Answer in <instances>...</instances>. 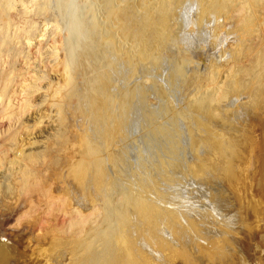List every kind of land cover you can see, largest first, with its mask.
I'll use <instances>...</instances> for the list:
<instances>
[{"label": "bare ground", "instance_id": "1", "mask_svg": "<svg viewBox=\"0 0 264 264\" xmlns=\"http://www.w3.org/2000/svg\"><path fill=\"white\" fill-rule=\"evenodd\" d=\"M199 1H201V3L203 4L204 7H202V11L203 10L204 12L206 11L207 12L205 13L206 15L208 14L213 17H216V19L218 18L217 24L216 25L214 24L213 27L210 29V31L212 30L210 35L213 33L216 34L217 38H219L221 42L223 39H225L226 41V39L228 38V43L227 41L225 43V44H228V48L225 49L227 50V55H226L227 57L225 56V58L227 59V62H224L226 64L220 61V56H217L219 58L218 59L214 58L215 60L214 59H213L214 61L212 60L213 63L210 64L211 66L209 65L210 70L207 67H205L209 70V72L206 71L208 72L206 78L205 79L203 78L204 80L202 81V83L198 84L199 87L197 90V94L195 93L196 95L193 96V102L189 105V109H190L189 114L187 113V117L189 118V120L192 117L193 121L195 122L194 123L195 132L192 131V133L190 132V130H188V127H186L187 120L184 117L185 114L181 115L179 113L181 116L178 115L179 117H176V119L172 118L173 120L169 122V123H172L173 121L172 125H169V123L168 125L167 123H165L166 125L165 124L162 125L165 112L169 113L170 115L173 114V113H170V110L174 108L172 105L174 103L172 102L173 96H171L172 94L174 95V93L170 95L171 93L170 90L169 92H167L168 94L166 93V91L168 90L166 91L162 90L164 92H161L163 96L165 93L168 99L165 98L166 100L165 101L166 104L164 107L165 110H162V111L159 110L160 112H156L152 110L151 107H149L150 105L145 106L146 103L142 102L144 98L141 100L140 97H138L140 95H143L141 93L144 92V90L142 91L141 89H139L140 88L139 85L141 84V82H143L142 79H144V81L148 82L149 84L151 82H154L155 84V81L153 80L155 76L158 77L157 79H159L160 77L164 78L167 69L170 68V67L168 68L169 64H165V63H164L165 65L163 68H159V66H156L155 64L156 60H159L160 57H161V61H162V57L167 58L168 54L166 53H173L172 55H175V56L180 55L181 52L179 54L177 50L179 51L182 50L183 52L184 49L182 48V45H184L185 43H186L185 47L186 48L189 47L187 46V42L182 44V41L177 40V38H176L177 46L180 49L176 47L174 51L169 52L168 51L169 49H167L163 54L162 52L160 54H157L156 52L159 53L160 51L155 50L154 52V50L153 51L151 50L152 47L151 49L148 48V49H144L145 51H142L144 43H146V41L148 40L147 38H149L147 37L148 36L147 34H146L147 36L143 35L146 37V39L145 37L144 38L142 37L140 39V44H143V45L141 46L139 44L140 48L138 46L137 47L138 51H136L138 52V54L136 55L139 57V60H137L139 63L137 64V67L135 68V70L137 69L135 73L137 71L138 73L136 74L134 73L132 75L133 77L134 75L136 76L139 74L138 76H141L140 78H142L141 79L142 81L140 82L137 81L138 86L136 87L135 85L136 88L129 87L127 89L129 90V92H126V94L130 93L128 94L127 97L131 99V105L127 106L129 107L128 108L129 111H126L127 115L125 113L126 118L123 119V105H121L119 109H115L114 101H116V99H118L119 97H123V60H124L123 57L127 55V53H124L123 55V45L119 41L118 42L115 41L112 37L113 35L114 36L116 35V32L117 30H119V28L117 25L118 23L117 21L113 22L107 18L108 11L110 8L107 0H104V4H103V8H104L106 18H107L106 20L107 28L106 29L108 31L106 32H109L111 39L114 40V41L110 40V43L111 41L115 43V45L113 44L114 50L111 52V57L113 58V60L110 62V68L113 67L114 70L110 73L109 77L108 75L101 74L100 77L95 78L94 73L92 72V69L90 67L77 63L79 61H76L77 60L76 57L74 59V56H72V52L70 51V56L68 59H66L63 62L57 61L51 67V73L53 74L55 78L51 79L50 83L46 85L50 91L45 92L44 86L41 84L38 78H36L38 71L44 67L42 64L40 63L38 64L36 63L32 65L22 64V65L17 66L15 62L4 61L2 60V57H0V204L1 205L3 203V199H5V201L8 202L10 205L13 204L14 200H16L17 202L18 198L21 196L22 193L30 191L31 186L40 185L41 189L44 188V191L47 190L46 193H48L49 190H51V193H53L52 187H54V184L57 183L59 184L60 190L58 192L57 191L55 192L56 194L55 199L58 201V203L62 204L61 210L64 211V213L69 217V220H70L69 227H66L64 229L66 230V232L60 233V234H63L68 237L69 235L73 234L77 238L78 237L77 235L81 237L80 234H84L85 230H87L88 228H93L99 223H103L106 221H115V222H118L120 226L125 227L126 230L129 229L130 231H132V228L136 229L137 227H139L140 231L146 234L148 238L150 239V243H148L149 248L150 247L153 248L152 245L154 244H156V246H158L159 249L160 247L161 248L164 247L162 249V252L159 250L161 253H163L162 256L160 257L162 259L159 263L162 262L163 264H180V263L181 264H213L215 262V261H212L210 257H208L207 253H206L207 255L206 256L200 253V250L199 252L195 251L194 248L191 251L190 249H188L189 251H187V245L185 246V244L187 243L186 239L188 238L186 235H189L190 234L189 232H191V229L192 230L194 229L193 223L196 221V218L194 215L195 214L201 215L202 213H204L203 211L198 210L196 208H192L191 206L187 204H180L179 208L176 207L177 208L176 210L175 208H173L174 204H172L174 201L173 202L170 201V200H173L171 198V193H169V197H166L165 195L168 192L166 193L164 192L165 198H163V195L160 196L162 199L166 200L165 202L163 201L160 202L159 200H156L154 203H148L146 200H144V198H140L139 193H135V196H131V202L133 204L131 205V208L129 210L133 211L136 205V201L138 199H142L143 203L139 207H135L137 208V211H140L141 213L135 215L134 223L127 224L126 221L123 222V200L118 205H113L111 202V195L113 193L121 192L120 195H123V171H124L123 161L125 162V164L127 163L128 165V166L126 165L128 168V172H138L139 175H142V176L144 173L140 174L141 172H145L146 174L147 172L148 173L152 172L151 176H149L148 178L146 177L147 179H145L146 181L144 183L143 181H142V184L139 182L140 186L142 185L141 187L139 186V184L137 185L134 182L135 183L134 185H137L140 187L141 190H146L148 192L152 191V187L154 188L153 183L156 182L157 179L159 180L162 174L165 172H187L188 174L189 172L191 173L193 172L191 174V177L190 176L189 177L191 179H194V177H192L194 174V176L199 177V178H196V177L195 178L200 179V180H202V177L203 178L208 177V176H203V174H201L200 172H215L216 174H218V177H222V178H225L226 174H228V176L230 177L234 176V173L236 172L235 163L237 162L240 154H238L239 142L236 140L235 137L238 138L239 136L242 137V134L244 135L241 129V126L243 125L242 123H240L242 122L244 110H241L239 107H237L233 109L237 111L231 110V112H229L227 111V109L223 107L224 110L229 112V113H226V111L223 112L220 110L222 109L221 108L222 106H220L219 107L220 112L226 113V119H225L224 117L225 114L221 116L222 113L220 115L218 108H216L217 105L215 104V98H213L212 95H214V92H215L214 90L216 88V85L218 84L216 82L217 77L220 75L221 71L224 70L223 73L227 75L228 82L227 84L225 83V85H227L226 86L227 88L224 87L223 85L220 88L221 90L223 89L222 87H224L226 88V91L228 89V92L229 91L232 92V94H234L235 96H236L237 90L238 89L241 90L246 97V103H245L246 107L248 106L249 108H252V109H255L258 107L260 109L262 104L264 105L263 103L264 102V51H261L260 49L254 52V49L250 48V42L252 43L253 36L259 35L256 37L264 38V25H259L256 22L248 21L247 23H244L243 25L244 27H241V25L237 26L236 20H235V16L238 14L239 15L241 14L242 20L250 18L252 13L256 10L254 6L255 0H194L193 2L195 3L193 2L188 3L187 0H142V2H139L141 5L140 7H138V13H137L138 17L136 16L135 17L140 19L139 21H142L144 28H145L144 30H146L147 28H148L147 30H149L150 27L152 29V27L155 25L158 26L157 27V29L159 28L158 30L155 29L154 27V29L158 31L157 34L155 33V31L152 33V30H149L153 34V36L155 33L156 37L158 35L159 37H161V34H162L161 32H163L166 36L170 35L169 37H175L176 36L175 34H177L181 28L183 29L184 25L188 24L187 12L191 9L196 8L194 5L198 3ZM124 2L125 3L127 2V5L132 3L131 0L130 1L126 0ZM52 7L60 8L59 0H45L44 1L43 8H52ZM127 11L129 12V14L132 13L133 10H131V4L129 5V9ZM202 14L204 13L202 12ZM206 15L204 16L207 17ZM194 23H197V22H194ZM193 29H195V27ZM181 30L180 32L182 34ZM102 32L104 33V31ZM146 32H144V34ZM107 37L109 36L107 35L106 38ZM156 37L155 39L157 41H155L154 44L157 43L158 41H161V44L163 45L164 43L168 44L166 43L167 41L165 40L166 39L165 36L163 37L162 35L164 40H162V37H161V40L159 38L157 39ZM190 38L193 39V37H190ZM0 39L1 40L8 39V31L6 28L0 27ZM219 39L217 40L219 41ZM186 41L189 42V40L187 39ZM192 43L193 42H191V44L188 43V45H192ZM145 45H147V43ZM217 45H215V47H217ZM148 46L150 45L148 44ZM207 46H209V44ZM218 47L220 46L218 45ZM140 49H141L142 54L140 53ZM210 49L208 48V51H210ZM129 51H134V50L132 49ZM197 51L199 53V50L196 49V52ZM210 53L211 51L209 52V54ZM216 53H217V50H216ZM216 53H214V55ZM157 55H160V56L157 57ZM132 56L130 58L132 59L136 58ZM207 57L209 58V56ZM171 59L174 62L176 61V60H173V58ZM169 61L170 59L167 62ZM177 62L180 63L179 61ZM125 65L128 66V64H125ZM130 65L133 66L132 63ZM173 65L174 67L176 66L175 68H178L177 65L175 64ZM172 68L173 67H171V71H172ZM181 71L183 72V70ZM130 73H132V71ZM174 78H176L175 75L174 77L170 78L171 79L170 84H169L170 86L172 85L171 82L172 81L174 82ZM144 84L142 83V85ZM149 84H147V86ZM186 84L187 83H185V86ZM155 85L157 86V89H154L156 88ZM155 85L152 84V86L153 87L155 86V87L149 90L150 95H153L152 92L155 93V90H157L158 92L160 89H162L165 86V83H164V86L160 85V87L162 86L160 89L158 88L157 84ZM173 88L175 89V87ZM173 88L171 89V91L174 90ZM181 88L176 90L177 95H178V92H181L179 91L181 90ZM145 90L147 94L148 90L147 89ZM224 90H222L223 93H224ZM217 91L219 90H216V92ZM173 92H175V90ZM180 94L182 96V93ZM181 96L180 97L177 96L179 97L178 98L179 100ZM233 97L232 99L235 98ZM181 100L184 101L186 99L181 98ZM45 106L51 107V112L48 110L43 111ZM226 108H229L230 110V107H226ZM66 109L69 111L70 113L69 115H71L70 119L74 117V121L73 122L71 121L74 130L76 131L78 135H81L84 138L83 141L85 143V146H83V148L85 147L84 148L85 157L83 159H79L78 157L79 156L78 147H79L80 141L82 140L76 137L77 134L73 133L74 131H72L70 127L58 124V125L53 126L51 130H49L48 126H45V120L46 122L48 120H51L52 114H54V116L57 118L58 120L57 122L60 123L62 120V116L67 115V114H64V110ZM128 109L126 108L125 110H128ZM183 112H186V111H183ZM219 115L221 117H219ZM228 117H229V121H227V123L229 122V124L226 127L225 131L224 130H222L221 132L218 131L219 133L215 131L216 126L214 125H216L217 123L218 125L219 124L221 125V123H219V118L220 119L222 118L226 121L228 120ZM183 118L185 119L184 121L186 122L182 121ZM222 122L225 123L223 120ZM212 126L214 129L211 128ZM210 128L213 129L215 132H212ZM145 129H147L146 130L147 133H145L144 135H140V133ZM202 133L204 136L203 139H202ZM205 134H207L208 136H211L209 137V140L213 139V146L210 144L212 150L209 149V151L213 152L212 163H211L212 166L211 167L209 166L208 167L209 169L206 168L203 164V160H206V158L205 159H203L204 157L202 158V155L204 152L208 153L207 151L208 148L205 149L203 147L206 151H203L202 155H201L202 151L198 150L199 149L198 147H200V141L202 140L201 142H204V138L205 140L207 138L205 137ZM33 145H38L39 148H41V150L39 151L35 150L33 152H28L30 148L34 147ZM194 147L195 149L197 147V151L191 150V148L194 149ZM241 150L242 148H239V151ZM210 159L211 158H209L208 160ZM180 160L181 162L182 160H184V162H182L183 163L182 165L180 163ZM193 160L195 162H193ZM191 162L193 165L192 168H190ZM208 165L210 164L207 163L206 166ZM124 169L125 171H127L126 167H124ZM114 170H117V172H113ZM196 172H198L202 177L200 178L199 174H198L199 176H197ZM128 174L133 175V173H128ZM139 175H137V177ZM187 175H184L185 176L184 177L182 174L184 178H186ZM210 175L212 174L210 173ZM129 177L131 176H128V178ZM177 177H180V175ZM177 177L173 178L174 179V182H173V179L171 176V180L173 183L168 179L171 182V184L165 185L167 189L171 190L172 192H176V191L178 192L180 189L179 182L177 183L175 180L177 179L180 180L181 178L179 179ZM166 181H163V182H166ZM196 181H199V180H196ZM207 181H209V179H207ZM159 182L160 181H158V183ZM161 182H162V179H161ZM161 182L159 184L162 185ZM191 183H193V181ZM155 184L159 186V184L157 183ZM184 184H185V181L183 185ZM198 185L201 186L200 183ZM162 186L163 188L165 187L164 185ZM194 188H193V192L195 190ZM203 188L204 187H202L200 190L203 191L202 190ZM165 189H162V190H165ZM183 189L185 190L186 188L183 187ZM183 189L181 191H183ZM188 189H191V188H188ZM190 191L192 192V189ZM227 192L228 194H225L227 197L225 198V201H224L225 203L223 204V206L227 211L234 213V208H232L233 204L231 203V199L229 197V194L231 192L230 190H228ZM156 193L159 194L160 192L157 191ZM181 193L178 192L179 195H181ZM189 194L188 195L182 194L181 197H184L185 199V196L190 197ZM200 194H202V192L201 193L199 192V195ZM192 195L193 194H191V196ZM174 196H176V194ZM191 200H193V197ZM179 203H182V202L180 201ZM175 205H178V201H177V204L175 203ZM1 209L2 208L0 207V210ZM211 210H214V209L211 208ZM58 212H62V211H58ZM186 212L189 213V214H186L187 216L185 215ZM188 215L189 217L194 216L193 219L191 218L192 220L190 221L191 223H189L190 218L188 217ZM223 220H224V216H223ZM200 221L202 220L200 219ZM211 222H214V221H211ZM165 230H171L172 234L171 232L169 234L172 235V238L167 237L168 235L167 236L164 235ZM48 232H50V230ZM194 233H197V232L194 230ZM226 235L227 234H225L224 236ZM189 237L191 236L189 235ZM46 238L53 240L52 243L48 244L47 247L44 249V257L45 255L49 256V259L51 262L49 264H92L90 260V256H89V259H83L82 261H79V263H76V261H74L72 257V254H70L69 252L58 250L60 248L59 247L60 245L58 247H56L55 245L57 243L62 242L63 241L62 239H65L61 235L55 236V234L54 235L52 234L50 236H46ZM165 238L167 239L169 238V241ZM59 239L60 241L58 242L57 240ZM184 239L186 242L185 244L183 243ZM7 241H10V240H7ZM56 241L57 243L54 244ZM151 241L153 242V244L151 243ZM0 242L2 243V241ZM144 242L146 243V241ZM162 242H165L166 244L163 246ZM140 243L139 244L137 243L138 247ZM181 243H183L184 244L183 246L186 247L185 249L186 251L181 247ZM71 246H72V243H71ZM120 246H121V243H120ZM142 246H144V243L142 244ZM148 247L145 246L144 248L147 249ZM192 247L193 246H191V249ZM5 248L6 246H4L3 244H0V264L8 263L5 261V259H7ZM135 248H137V246ZM241 249L243 248L241 247ZM136 250H139V249H136ZM147 252L149 253L150 251L148 250ZM154 253H156V251ZM7 256H9V254ZM155 256L156 257L154 258H157V255ZM218 257L219 256H217V258ZM45 259H47V257L44 258V261L46 262ZM121 260H123V258H121L120 261ZM149 261H147L146 263H148ZM152 262L153 260L151 261V263Z\"/></svg>", "mask_w": 264, "mask_h": 264}, {"label": "rangeland", "instance_id": "2", "mask_svg": "<svg viewBox=\"0 0 264 264\" xmlns=\"http://www.w3.org/2000/svg\"><path fill=\"white\" fill-rule=\"evenodd\" d=\"M44 1L45 0H0V27L6 28L8 31V39H5V40L0 39V54H1L0 57H2V60L8 61V62L13 61V62H15V64L17 66L22 65V64H31V65L36 64V63L42 64L44 67L38 71L36 78H38V80L44 86L45 92H49L50 90L47 88L46 85L48 83H50L51 79L55 78L53 76V74L51 73V67L57 61L63 62L66 59H68L70 56V51L72 52V56H74V59L76 57L77 58L76 61H79L77 63L82 64V65L87 66V67H90L92 69V72L94 73L95 78L100 77L101 74L108 75V77H109L110 73L114 70L113 67L110 68V62L113 60V58L111 57V52L114 50V45H115V43H113L112 41L110 43V40L114 39L115 41H117V42L119 41L123 45V55H124V53H127V55H129V56L125 55L123 57L124 58V60H123V97H119L118 99H116V101H114L115 102V109H119L121 107V105H123V119L126 118V115H127L126 111H129V109H128L129 107H127V106L131 105V99L129 97H127L128 94H130V93L126 94V92H129V90H127V89L129 87H135V85L137 87L138 86L137 81L140 82L143 80V82H141V84L139 85V87H140L139 89H141L142 91L144 90V92L141 93V91H140V93L143 95L139 94L140 96H138V97H140L141 100L144 98L142 102L146 103L145 106L150 105L149 107H151V109L156 111V112H160L162 110H165L164 109L165 104H166L165 98H167V95L164 93V96H163V94L161 92H164V91H162V90H165V91L168 90V91H166V93L169 92V90H170V92H171L170 95L172 93H174V95H175V96L173 94L171 95V96H173L172 102H174V103L172 105L174 108H172L170 110V113H173V114L170 115L169 113L165 112V116L163 117L162 125H164L165 123H167V125H168V123L171 122V120L176 119V117H179V116L185 114L184 117L187 120V122L184 121L185 120L184 118L182 121L186 122V124H187L186 127H188V130H190L191 133H192V131L195 132V130H194V127H195L194 123L195 122L193 121V118L191 117V119L189 120V118L187 117V113L189 114V110H190L189 105L193 102V96L197 94V90L199 87L198 84H201L202 81L206 78V76L210 70L209 65L213 63L212 60L214 58L218 59L219 57H217V56H220L221 62H223V63L227 62V59L225 58V56L227 55V50H225V49L228 48V44H225L226 41L228 43V38L226 39V41H225V39H223L221 42V40L219 38H217L216 34L213 33L210 35V33L212 31V30L210 31V29L213 27L214 24L215 25L217 24L218 18L216 19V17H213V16L208 15V14L206 15L205 13H207V12L206 11L204 12V10L202 11V7H204V6L201 3V1H199L198 3H196L194 5L196 8L189 10L188 11L189 13L187 12L188 24L184 25L183 29L181 28L182 30L180 29L182 31V34H181L180 30L177 34H175L176 35L175 37H169L170 35L166 36L163 32H161L162 34L159 33V34H161V37H162V35H163V37L164 36L166 37L165 40L167 42L166 41L165 42L168 44L164 43V45L161 44V41L157 42L160 45L157 43L154 44V42L157 41L155 39V37H156V34L158 33V31H156L155 29H157L158 26L155 25L152 27V29H151V27L149 28V30H152V33L155 31L156 34L154 33V36H153V34L149 30H147L148 28L146 29L147 32H146V30H144L145 28H144L142 21H139L140 19L136 18V17H138V14H137L138 13V7H140V5H141L139 2H142V0H131V2H132V3H130L131 4V10H133L131 14H129V12L127 11L129 9L130 4L127 5V2L126 3L124 2L126 0H124V1L123 0H107L109 3V6H110L107 18L113 22L117 21L118 22L117 25L119 28V30H117V32L115 31L116 35L112 36L113 39H111L109 32H106L108 30L106 29L107 28V24H106L107 18H106V14H105V11L103 8L104 0H59L60 8H55V7L43 8ZM187 1H188V3H192L194 0H187ZM193 3H195V2H193ZM254 6H255L256 10L252 13V15L250 17L251 19L247 18L245 20H242L241 14L240 15L238 14L235 16L237 26L241 25V27H244L243 26L244 23H247L248 21L256 22L259 25H264V0H255ZM202 12L204 14H202ZM204 15H206L208 18L205 17ZM189 17H190V19H189ZM195 17H197V18H195ZM194 22H197V23H194ZM202 22H204V23H202ZM196 26H198V27H196ZM154 27H155V29H154ZM192 27L193 28L195 27V29H193ZM102 31H104V33ZM144 32H146V33L144 34ZM107 35L109 37L106 38ZM143 35H145L149 38H147L148 42L146 41L147 45H145L146 44V43H144L145 41L143 42L144 46H143V49L141 47L142 51H145L144 49H148V48L151 49V47H152V49H151L152 51L153 50H154V52H155V50L160 51L159 53L156 52L157 54H160L161 52L163 54L167 49H169L168 51L171 52V51H174V49H176V47L179 48L177 46V40H181L182 44L187 42V46H189L188 48H186L185 47L186 43L184 45H182V48L185 51L183 50V52H182V50L181 51L177 50L179 52V54L181 52L180 55L175 56V55H172L173 53H166V54H168L167 58L162 57V61H161V57H160L159 60H156L155 64H156V66H159V68H163L165 64H169L168 68L169 67L170 68L167 69L168 72L166 71L164 78L160 77L159 79H157L158 77L155 76L156 79L155 78L153 79L155 81V84L158 85L159 89L162 86H164V83H165V86H164L165 88L163 87L162 89H160L161 91L159 90L158 91L159 93L157 92V90H155V93L152 92L153 95H150L149 90H151V88L153 89L156 86L154 84V82H151L153 85H155L153 87L151 83H150L151 84L150 85L148 82L144 81V79L140 78L141 76H138L139 74L136 76L134 75L132 77V75L137 70V69L135 70V68L137 67V64L139 63L137 61V60H139V57L136 55V54H138V52H136V51H138V48H137L138 46L140 48V45L141 46L143 45V44H140V39L142 37L143 38L145 37ZM208 35H210V36H208ZM256 36H259V35L253 36V41H252V43L250 42V48H253L254 52H256L260 49H261V51H264V46H263L264 45V38L256 37ZM161 37H159V35H158L156 38L157 39L159 38L161 40ZM163 37H162V40H164ZM190 37H193V39H191ZM176 38H177V40H176ZM185 38L187 40H189V42L186 41ZM145 39H146V37H145ZM217 39H219V41ZM106 41L109 43H107ZM190 41L193 42L192 45H188V43L191 44ZM162 43H163V41H162ZM148 44L150 46H148ZM208 44H209V46H207ZM214 44L215 45L218 44L220 47H218V45H217V47H215ZM223 46H225V47H223ZM110 48H111V50H110ZM155 48H157V49H155ZM195 48L197 50H199V53H198V51L196 52ZM206 48H207V50H206ZM208 48L209 49L211 48L210 54H209L210 51H208ZM132 49L135 52L129 51ZM141 49H140V53H141ZM158 49H160V50H158ZM216 50H217V53H216ZM220 50H221V52H220ZM206 51H208V52H206ZM225 51H226V53H225ZM195 52H196V54H195ZM185 53L188 55H186ZM214 53H216V54L214 55ZM218 54H220V55H218ZM132 55L136 58H133V59L130 58ZM158 56H160V55H157V57ZM207 56H209V58ZM170 57L176 61L175 62L172 61V59ZM168 58L170 59L171 62L170 61L167 62L169 60ZM223 58H225L226 61ZM60 60H62V61H60ZM135 61H137V62H135ZM177 61H179L180 63H178ZM172 62H174V63H172ZM131 63L133 66L130 65ZM125 64H128V66ZM134 64H135V66H134ZM173 64L177 65L178 68H175L176 66L174 67ZM224 64H226V63H224ZM179 65L181 68L179 67ZM190 66H192V67H190ZM171 67H173L172 71H171ZM205 67H207L209 70ZM199 68H201L202 70ZM130 70L132 71V73H130L131 72ZM181 70H183V72ZM179 71H181V72H179ZM206 71H208V72H206ZM223 71L224 70H222L220 75L217 77L216 82L218 84L216 83L217 85H216V88L214 90L215 92L213 91L214 95H212L213 98H215V104L218 106V107L216 106V108H218L219 112H220V110L223 112L226 111L223 109V107L225 109H227V111H229V112H231V110H233L234 108H237V107H239L241 110H244L242 122H240L243 125V126H241V129H242V131H243L242 133H244V135L242 134V137L239 136L238 138L235 137L236 140L239 142L238 154H240V155L238 157L237 162L235 163L236 172L234 173V176L230 177V176H228V174H226V177L222 178V177H218V174H216L215 172H200L201 174H203V176H208V177L203 178L198 172H196V175L197 176L200 175V178L202 177V180L196 179L199 177H196L193 174L192 177H194V179H195L194 180V179L190 178L191 174L193 172L192 173L189 172V174L187 172H165L162 174V176L159 180L157 179L156 182L153 183L154 188L152 187V191L148 192L146 190L140 189V187L142 186V185L140 186V183L142 184V181L144 183L146 181L145 179H147L149 176H151L152 172H149L150 174L147 172V174H149V175H147L145 172H141L140 174H143V173L145 174V175L143 174L144 177L142 175H139L138 172H128V168H127L128 165H127V163L125 164V162L123 161V163H124L123 164V170H124L123 171V195H120L121 192L113 193L111 195V202L113 205H118L123 200V222L126 221L127 224H129V223H134L135 222V220H134L135 215L141 213L140 211H137V208H135V207H139L143 203L142 199H138L136 201V205H135L133 211L129 210L131 208V205L133 204L131 202V196H135V193H139L140 198H144V200H146L148 203H154L156 200H159L160 202H162V201L165 202L166 200L162 199L160 196L163 195V198H165L164 197L165 195H166V197H169V193H171V198L173 200H170V201H172V202L174 201L176 204L178 201V205H175L174 202L172 203L175 206V207L173 206V208H175L176 210H177L176 207L179 208L180 204H187V205L191 206L192 208H196V209L204 212L201 215H198V214L194 215L196 218V221L193 220V221H195L193 223L194 229L193 230L191 229V232H189L190 234L187 233L191 237H189V235H186L188 237L186 239V242L187 243L189 242L190 244L189 243L187 244L185 242V239L183 242L184 244L186 243L185 246L187 245V251H189L188 249H190V251H191L194 248L195 251L199 252V250H200V253H202L204 255H206V253H207L208 257H210V259L212 261L216 262V263L214 262L213 264H264V262H263L264 261V105L262 104L260 109L258 107L255 109L249 108L248 106L246 107L245 106L246 97L241 90H239V89L237 90L236 96L234 94H232V92H230V91L228 92V89L226 91L227 85H225V83L227 84L228 77L225 73H223ZM136 73H138V71ZM222 73H223V75H222ZM174 75L176 78H174V82L172 81L171 82L172 85L170 86L169 85L170 80H171L170 78L174 77ZM16 79H17V77H16ZM187 79H188V81H187ZM190 81H191V83H190ZM144 82H145V84H144ZM184 82L187 83L186 86H185ZM142 83L144 85H142ZM194 83L195 84L197 83V84L195 85ZM147 84H149L150 86L149 85L147 86ZM160 85H162V86L160 87ZM219 85H220V87H219ZM223 85H224V87H226V88L222 87L223 88L222 90L225 89L224 93L220 89L221 86H223ZM173 87H175V89ZM238 87H239V85H238ZM144 88L148 90L147 94H146V92H145L146 90ZM172 88L175 90V92H173L174 90L171 91ZM180 88H181V90H179V91H181V92H178V95H177L176 90H178ZM154 89H157V86ZM216 90H219V91L216 92ZM180 93H182L183 97L181 96ZM226 93H227V95H226ZM145 95H146V97H145ZM165 95H166V97H165ZM176 95L179 97L181 96V98L186 99V100L182 101L180 98V100H181L180 101L178 99L179 97H177ZM185 97H187L188 100ZM232 97L234 99H232ZM154 98H155V100H154ZM129 101H130V103H129ZM180 103H181V105H180ZM228 105H230V106H228ZM220 106H222L221 107L222 109L219 108ZM226 107H230V110H229V108H226ZM126 108L128 110H125ZM47 110L51 112V107L45 106L43 111H47ZM183 111H186V112H183ZM227 111H226V113H229ZM233 111H237V110H233ZM125 113H126V115H125ZM221 113L222 112H220V115H221ZM226 113H222V115H221V116H223V114H225V116H224L225 119H226ZM64 114H67V115L62 116V120L60 123L57 122L58 121L57 118L54 116V114H52L51 120H48L47 122L45 120V126H48L49 130H51L53 126L61 124L63 126L70 127L71 130L74 131L73 133L77 134L73 128L72 123H71V121L72 122L74 121V117H72L70 119L71 115H69L70 113L67 109L64 110ZM220 115H219V117H221ZM224 117H222V118H224ZM221 119L219 118V123H221V125L220 124L218 125V123L216 125H214V126H216L215 128L218 129V130L215 129V131H217V132L218 131L221 132L222 130L225 131L226 127L229 124V122L227 123V121H229V117H228V120H226V121L224 119H222L225 123H223ZM172 124H173V121H172V123H169V125H172ZM211 128H213V126ZM213 129H211L212 132H215ZM146 130L147 129L143 130L142 131L143 133L141 132L140 135H144L145 133H147ZM76 137L80 138L82 141L84 140L83 136H81V135L77 134ZM203 137L204 136L202 133V139H203ZM205 137H207V138H206V140L204 138V142H201L202 140L200 141V147H198L199 148L198 150L202 151L201 152V155H202L203 151H206L205 149L208 148V150H207L208 153L204 152L202 155V158L204 157L203 159L206 158V160L202 159L203 164L206 168H208L209 166L210 167L212 166L211 163H212L213 152L209 151V149L212 150L211 145L213 146V139L211 138L212 140H209V137H211V136H208L207 134H205ZM82 141H80L79 147H78L79 159H83L85 157V151H84L85 147L83 148V146H85V143H84V141L82 143ZM210 142H212V143H210ZM204 144H205V146H204ZM33 146L34 147L30 148L28 150V152H33L35 150H37V151L41 150V148H39L38 145H33ZM239 148H242V150L239 151ZM194 149H195V147H194ZM194 149L191 148L192 151H197V147L195 150ZM238 154H237V156H238ZM208 157L211 159L208 160L209 159ZM182 162H184V160H182ZM182 162L180 160L181 165L183 164ZM193 162H195V161L193 160ZM207 163L210 165L206 166ZM190 166H191L190 168H192V166H193L192 162H191ZM124 167H126L127 171H125ZM113 172H117V170H114ZM128 173H133V175L128 174ZM210 173L212 175H210ZM173 174H174V176H173ZM182 174H183V176L187 175V177L184 178L185 176L183 177ZM137 175H139L140 177L139 176L137 177ZM179 175H180V177H177ZM128 176H131V177L128 178ZM171 176H172V179L176 178V177L179 179L181 178L180 179L181 181L178 179H177L178 181L175 180L177 183L179 182L180 189L178 192H180V193L182 192L181 195L182 194L188 195L189 193H191L193 195L191 196V194H189L190 197L185 196V199H184V197H181V195H179L177 191L172 192L171 190L167 189V187L165 185L171 184V182H172ZM188 177H189V179H188ZM165 178L167 179V181ZM161 179H162V182H161ZM190 179H191V181H190ZM207 179H209L210 182L207 181ZM196 180H199V181H196ZM205 180H206V182H205ZM158 181H160L162 183V185H164L166 187V189H165V187L163 188V186L161 184H159L160 182L158 183ZM163 181H166V182H163ZM184 181H185V184L183 185ZM192 181L194 184L191 183ZM134 182L137 185L139 184L140 187L137 185H134L135 184ZM173 182H174V179H173ZM155 183L159 184V186H157ZM199 183L201 184V186L198 185ZM181 184H182V186H181ZM190 185L193 187H191ZM155 186L158 188H156ZM183 187L186 189L184 190ZM187 187L191 188L192 192L190 191L191 189H188ZM194 187H196V188L198 187V188L196 189ZM200 187L201 188L206 187L207 189L203 188L202 189L203 191H201ZM193 188L195 189L194 192H193ZM162 189H165V190H162ZM182 189H183V191H181ZM59 190H60V187H59V184H57V183H55L54 187H52L53 193H51V190H49L48 193H46L47 190L44 191V188L41 189L40 185L31 186L30 191L22 193L21 196L18 198V201L16 202V200H14L13 204H11V205L8 202H6L5 199H3L2 205L0 204V207L2 208L0 210V239H1L0 241H2V243L0 242V244H3L4 246H6L5 253H6V257L8 259V260L5 259V261L8 262L6 264H42V262L44 261V258H46V257L48 260L45 259L46 262L45 261L44 262L46 264L51 263L49 256L45 255V257H44V249L47 247L48 244L52 243V241H53L52 239L46 238V236H50L52 234L53 235L55 234V236L61 235L62 237L65 238V239H62L63 241L61 240L62 241V242H60L61 244L57 243V241L59 242L60 239L57 240L54 244L57 243L55 245L56 247H58L60 245L59 246L60 248L58 250H61L64 252H69L70 254H72V257H73L74 261H76V263H79V261H82L83 259H89V256H90V260H91L92 264H110V262H111V264H115V263L116 264H141V263L145 264L149 260L150 261L146 264H150L152 260H153V262L151 264H155V263L161 264L162 263V262L161 263H159V262L162 259V258H160L163 254L161 252H162V249L164 248L163 246L166 243L162 242L163 246L162 245L161 246L163 248L160 247V249H159V247L156 246V244L152 245L153 242L151 241L152 244H150V245H152L153 248H151V247L149 248L148 243H150V239L148 238V236L146 234H144L140 231L139 227H137L136 229L132 228V231H130L129 229L126 230L125 227L120 226V224L118 222L106 221V222H103L104 224L99 223L96 226H94L93 228H88L87 230H85L84 234H80L81 237H79V235H77L78 237L76 238L75 235H73V234L69 235V237L65 236L63 234H60V233L66 232V230H64V229L66 227H69L70 220H69V217L64 213V211L61 210L62 204L58 203V201L55 199V197H56L55 192L56 191L58 192ZM228 190H230V192H231L230 193L231 195L229 194V197L231 199V203L233 204L232 208H234V213L227 211L223 206V204L225 203L224 202L225 198L227 197L225 194H228V192H227ZM157 191L160 193L159 194L156 193ZM198 191L200 193L202 192V194H200L201 196L199 195ZM128 192H129V194H128ZM164 192L165 193L168 192V193H166L164 195ZM183 192H185V193H183ZM205 192H206V194H205ZM172 193L174 195L176 194V196H174ZM186 193H188V194H186ZM222 193H224V194H222ZM192 197H193V200H191ZM177 198H178V200H177ZM188 198H189V200H188ZM180 201L182 203H179ZM221 205L223 206V208ZM211 208L214 210H211ZM223 210L225 213L223 212ZM58 211H62V212H58ZM186 214H189V213L186 212L185 215ZM194 216L189 217V215H188V217L190 218L189 223H191L190 222V221H192L191 218L193 219ZM204 216H206V217H204ZM219 216H220V218H219ZM223 216H224V220H223ZM203 217H204V219H203ZM213 217H214V219H213ZM200 219L202 221H200ZM229 220H231V221H229ZM67 221H68V223H67ZM211 221H214V222H211ZM223 224H225V225H223ZM208 225H210V226H208ZM217 225H219V226H217ZM204 226H206V227H204ZM55 227H57V228H55ZM58 227H60V228H58ZM197 227H199V228H197ZM52 228H54V229H52ZM49 230H50V232H48ZM194 230L197 233H194ZM2 232H3V234H2ZM53 232H55V233H53ZM170 232H171V230H165L164 235H166V236L168 235L167 237L172 238V235H171L172 232H171V234H169ZM196 234H198V235H196ZM225 234H227V235L224 236ZM116 236H117V238H116ZM218 236H220V237H218ZM6 238H7V240H10V241H7ZM169 238L168 239L165 238V239H167L169 241ZM2 239H4V240H2ZM115 240L117 243L115 242ZM143 240L146 241L147 244ZM231 240H232V242H231ZM78 241H79V243H78ZM140 241H141V243H140ZM67 242H69V243H67ZM135 242H137L138 244L140 243L139 247H138V244ZM7 243H9V244H7ZM71 243H72V246H71ZM120 243H121V246H120ZM143 243H144V246H142ZM183 243H181V247L185 250L186 247L183 246L184 245ZM197 243H199L200 245ZM209 245H211V246H209ZM136 246H137V248H135ZM145 246L148 247L147 249L150 251L149 252L150 254L147 252L148 250L146 248H144ZM191 246H193L192 249H191ZM12 247H13V249H12ZM241 247L243 249H241ZM120 248H122V249H120ZM225 248H227V249H225ZM136 249H139V250H136ZM153 249L156 251L157 254L154 253L155 251ZM239 249H240V251H239ZM226 251H227V253H226ZM80 252H81V254H80ZM40 253H42V254H40ZM8 254H9V256H7ZM154 254L157 255V258H154V257H156ZM159 254H161V255H159ZM10 255H11V257H10ZM93 256H94V258H93ZM158 256H159V258H158ZM217 256H219L218 257L219 259L217 258ZM246 256H247V258H246ZM228 257H229V259H228ZM121 258H123V260L120 261ZM158 259H159V261H158ZM9 261H11V262H9ZM38 261H40L41 263ZM44 262H43V264H45ZM113 262H115V263H113Z\"/></svg>", "mask_w": 264, "mask_h": 264}]
</instances>
